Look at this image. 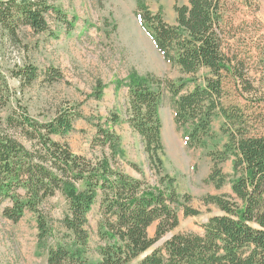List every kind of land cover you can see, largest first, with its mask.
<instances>
[{"label":"trees","instance_id":"obj_1","mask_svg":"<svg viewBox=\"0 0 264 264\" xmlns=\"http://www.w3.org/2000/svg\"><path fill=\"white\" fill-rule=\"evenodd\" d=\"M184 1L187 4L175 6L176 21L169 25L161 14L150 13L137 0L143 30L163 59L182 74L176 82L135 79L127 86L128 123L140 135L150 164L160 173L157 185L134 180L117 168L120 138L108 125L121 124L119 117L107 120L105 129L97 128L99 146L110 155L94 161L75 155L68 144L55 139L75 131L81 118L75 108L40 122L20 106L1 120L0 212L4 219L17 224L27 213L33 214L44 245L53 237L46 204L58 194L68 204L62 222L67 241L54 248L47 246L49 264H90L89 215L99 199L98 259L92 264H132L140 259L139 264H264V115L247 113L233 104L228 91V80L238 87L245 82L238 71L242 61L234 52L231 56L229 42L237 28L227 18L230 0ZM50 13L74 28L61 10L42 0L0 2V25L11 36L20 27L47 33ZM39 76V70L31 66L15 74L25 86ZM49 78L53 82L61 76L53 70ZM3 81L0 110L13 97ZM97 93L100 100L101 91ZM165 93L172 97L175 125L184 133L187 148L201 149L211 159L213 172L208 182L222 190L228 179L222 166L230 161L235 180L231 195L206 199L222 215L210 218L202 235H175L157 247L179 226L180 208L186 217L199 215L187 206L188 196H179L174 180L162 175L159 111ZM219 118L223 121L217 135L213 125ZM153 226L152 238L149 229Z\"/></svg>","mask_w":264,"mask_h":264},{"label":"rangeland","instance_id":"obj_2","mask_svg":"<svg viewBox=\"0 0 264 264\" xmlns=\"http://www.w3.org/2000/svg\"><path fill=\"white\" fill-rule=\"evenodd\" d=\"M3 1L9 0H0ZM42 1L61 10L74 28H68L53 13L46 17L50 26L47 33L20 27L16 36H11L0 25V92H3L1 88L5 80L13 94L8 105L0 110V123L20 106L26 107L31 117L40 122H49L66 109L75 108L81 114L75 123V131L64 139H55L68 144L75 155L94 161L110 155L108 150L99 146L97 128L102 126L105 129L107 120L119 117L121 124L108 125L109 130L120 138L117 168L134 180L149 186L157 185L160 173L150 164L140 135L128 123L127 86L135 79L176 82L182 74L163 59L148 32L143 30L137 17V0ZM250 1L247 4L243 0L227 1V18H232L237 28L229 42L231 56L233 52L238 54L243 63L238 71L245 78L239 87L231 80L227 85L233 104L242 106L247 113L264 115V0L253 4ZM141 3L150 13L161 14L169 25H174L175 6L187 4V1L141 0ZM28 66L36 67L40 75L31 86H25L15 77L20 69ZM53 70L61 78L52 82L49 74ZM98 90L101 91L100 100L97 99ZM1 97L0 93V106L4 105ZM162 102L159 111L164 147L162 175L174 180L179 196H188L191 201L187 206L199 211V215L186 217L180 208L179 226L157 247H162L175 235H202L203 226L209 219L222 215L215 205H208L206 199L231 195V183L235 180L230 161L222 166L228 177L222 190L208 182L213 172L211 159L201 149L187 148L184 133L175 125L174 105L169 93H165ZM222 121L219 118L213 125L217 135H220ZM82 187L81 184L79 189ZM96 203L89 215L90 264L98 259V228L102 220L100 199ZM67 211L68 204L62 194L46 204L53 237L44 245L40 242L33 214L27 213L16 224L4 219L0 212V264H49L47 246L54 248L67 241L62 228ZM155 228L149 229L152 238Z\"/></svg>","mask_w":264,"mask_h":264}]
</instances>
